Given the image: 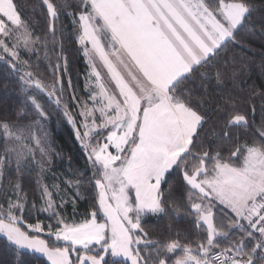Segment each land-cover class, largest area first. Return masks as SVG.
<instances>
[{
	"label": "snow or ice",
	"instance_id": "obj_1",
	"mask_svg": "<svg viewBox=\"0 0 264 264\" xmlns=\"http://www.w3.org/2000/svg\"><path fill=\"white\" fill-rule=\"evenodd\" d=\"M42 4L47 17L43 37L23 18L20 5L0 0V61L10 74H19L20 91L35 115L26 123L23 109L14 121L0 118V234L6 238L0 241V254L11 255L10 264H31L29 250L50 264H110L108 255L118 258L111 264H168L169 255L180 250L173 264H264V89L244 90L236 70L243 58L233 51L244 47L237 38L241 30L264 35V15L257 24L253 14L258 9L251 0H77L76 11L63 14L72 17L96 88L89 97L92 106L82 105L84 120L77 127L68 105H62L60 60L66 74L67 58L57 39L56 22L68 5L63 0ZM37 45L44 48L45 59L49 45L55 52L57 63L48 65L51 83L43 82L38 66L32 71L33 65L21 57V51L38 54ZM97 57L106 70L103 76ZM212 82H231L232 89L213 101L219 131L213 128L209 136L204 129L208 101L195 95L193 86L206 97ZM45 95L75 128L94 170L89 182L99 191L89 218L68 223L59 211L67 201L61 197L57 204L58 192L52 189L58 186L50 189L41 176L39 211L55 224L37 221L26 230L20 225L32 209L20 174L33 168L46 173L60 155L45 127L50 119L41 103ZM257 98L259 140L252 131ZM105 132L103 143H93ZM242 136H251L252 143ZM13 163L16 183L4 175L5 166ZM173 172L179 184L168 181ZM64 183L83 186L81 179ZM178 190H183L180 196ZM70 202L75 211V197ZM169 213L190 217L189 227L175 238L147 239L144 217ZM61 241L63 246H53Z\"/></svg>",
	"mask_w": 264,
	"mask_h": 264
},
{
	"label": "trees",
	"instance_id": "obj_2",
	"mask_svg": "<svg viewBox=\"0 0 264 264\" xmlns=\"http://www.w3.org/2000/svg\"><path fill=\"white\" fill-rule=\"evenodd\" d=\"M21 8V14L24 19L31 22V26L34 33L43 37L47 29V17H46V6L42 4V0H14ZM54 3H60L61 0H53ZM64 3L68 5L67 8L62 10V14L59 20L56 22L58 31L57 39L62 41L63 44V56L67 58V72L71 80H77L80 85L81 79L78 74H83L85 72L86 63L83 58L81 48L77 42V33L73 27L72 17L64 15V12H74L76 11L77 0H63ZM251 2L258 9L257 12L253 14V19L259 24V17L264 15V0H251ZM62 26V27H61ZM241 40L244 47H236L233 49L239 54V57L243 58L242 64L238 60L237 71L239 72L238 80L242 84L245 91L249 90L251 87H255L257 91L264 89V35L256 32L255 35H245L243 30L237 37ZM38 54H33L30 57V61L33 64L37 61L38 65L42 66L46 70L49 64L57 63L55 52L52 50L51 45H49L48 59H45V50L40 45ZM57 50H59V44L57 45ZM61 64V75L64 84V90L67 92V72L63 73L64 61L60 60ZM17 74H10L7 71V67L3 61H0V118L8 117L10 120H15L17 113L22 108L23 98H25L20 91V82L18 81ZM7 84L8 87L5 88L4 85ZM76 86V83L74 84ZM196 88L195 95L201 96L208 102L205 104V111L208 112V122L204 125V129L208 130L209 136L211 135V130L214 128L219 131L217 125L218 113L216 111V104L213 101L219 102L221 96H223L227 91L232 89L231 82H226L224 85H216L215 82L209 85L207 89V96H203L204 90L199 88L198 85H194ZM67 98V95L63 94ZM65 101V99H64ZM260 99H254L253 104L256 106L255 115V127L252 131L255 133V139L259 140V134L256 132V128L261 124V113H260ZM46 111L49 113L50 119L47 121V125L50 127V133L52 135L53 141L56 143L60 153L63 154L65 159H69V164L76 165L77 168L81 169L85 166L84 153L78 146H76V140L74 138L73 130L68 126L67 118L60 112H52L53 109L47 106ZM249 115L250 111H249ZM223 117L219 118V122H223ZM242 141L247 143H252L251 136H242ZM211 143L215 144L216 141L212 140ZM227 155V152H225ZM14 166V167H12ZM78 170V169H77ZM83 170V169H81ZM67 172V171H65ZM33 172L24 171L20 174V183L23 193L27 194V198L33 200L35 198V182L33 179ZM4 175L6 178H10L12 183L17 181V173L15 170V165H6L4 168ZM168 181L170 183L179 184L177 174L175 172L169 176ZM7 183V180H5ZM87 183H83L82 190L90 193L89 188H86ZM162 188L167 190L168 184H163ZM183 190H178L176 196H180ZM91 202V200L89 201ZM89 206V204H87ZM87 205L85 207L87 208ZM92 207L85 209V212L91 210ZM30 215V214H29ZM33 219V216H30ZM79 221V220H78ZM191 218L185 216L181 213L180 216L175 217L172 213L165 216L161 214L160 216L154 217V215H148L146 219L143 220V224L147 226L154 236H167L171 234V238H175V233L179 230L188 228L190 225ZM71 223V221H69ZM172 226V231H169V225ZM149 234V233H148ZM236 235H239L237 230ZM153 238V237H152ZM169 238V237H168ZM195 239V237H190ZM235 238V236L233 237ZM4 236L0 235V241L5 240ZM187 240L182 239V243H187ZM222 247L227 246V242L222 243ZM27 257L30 259L31 264H49L46 258L42 255L27 252ZM13 261L11 255L0 254V264H10Z\"/></svg>",
	"mask_w": 264,
	"mask_h": 264
},
{
	"label": "rangeland",
	"instance_id": "obj_3",
	"mask_svg": "<svg viewBox=\"0 0 264 264\" xmlns=\"http://www.w3.org/2000/svg\"><path fill=\"white\" fill-rule=\"evenodd\" d=\"M30 24H31V26L33 25L31 22H30ZM79 46L81 48V52H82L83 58L85 59V63H86L85 72L83 74H78L79 78L81 79L80 85L78 84L77 80H71V83H72L71 88L68 87V81H69L70 77H69V73L67 72V92L64 90V94L67 95V98H64L65 96L63 95V101H62V105L63 104L68 105L69 112L71 113L73 118L77 121V125H76L77 127H80L81 123L84 120V117H82L80 115V112L82 111V105L85 102H87L89 107L92 106V102L89 100V97H90L91 93L96 90L95 84H94V79L89 78V73H90L91 69L88 66V64H89L88 58L84 54L83 47L80 44H79ZM21 57L23 59L28 60L29 63H31L33 65V68L31 69L32 71H37V66H38L39 70L37 71V76L43 82H45L46 84L52 82L54 77H53L52 70L50 68H47L46 70H44L42 68V66L38 65L37 61L33 64V62H32L33 60L30 61L31 55L29 56L24 51H21ZM63 83L64 82L62 79V84ZM75 83H76V86L74 85ZM63 87H64V84H63ZM57 95H59V93H57ZM73 95L75 96L74 100L72 99ZM64 99H65V101H64ZM41 103L44 104L45 110L47 109V106H49L50 108L53 109L52 112L62 113V111L57 110L56 105L54 103L48 101V98L46 95L41 99ZM22 109L26 112V115L23 119V122L26 123L28 121V119H35L34 112L31 109L30 105L25 102V98H23V105H22L21 110ZM62 115H63V113H62ZM96 115L98 116L99 113H97ZM67 123L69 124L68 126L73 130L74 138L76 140V146H78L80 148V150H82V152L84 153L85 166H84V168H81V169H83V170H81V169L77 168L76 165L69 164V159L68 158H67V160L65 159L63 154L60 153V150L58 149L56 143L53 141L52 135L50 133V127L47 125V121H46L45 127H46L48 134H49V139L52 141V146L56 149V151L60 155L53 158V163L51 165L50 171L43 173V174H40L38 168H33L31 170L33 172L32 175H33V179L35 182L34 183L35 184V198L33 200L27 198V206H28V208H30L32 210L29 213L30 215L26 214L24 216L23 223L20 225L22 228H25L26 230H27V224H35L37 221L42 222L44 225L55 224V220L50 219L48 213H43V212L39 211V209L42 206V200L40 199V193H39V190L37 187V180L40 179L41 176H42L41 182L43 184L49 185L50 189H51V186L53 184L58 186L57 189H52L54 191V193L58 192V194L54 195V199H55L57 204L60 203L61 197H63V199L65 201H67L65 206L62 209H59V211H60V214L66 218V222H68V223H70L69 221H71V223H74V222L79 223L83 219L89 218L90 211L92 210L94 204L96 203L95 198L98 196L99 190L94 187V181L92 183L89 182L93 176L94 170L90 167V165L87 161V153L84 151L81 143L76 138L75 128L68 121V119H67ZM97 123H99V120H97ZM81 130H83V129H81ZM105 135H106V132L102 133L100 137H96L93 140V143H96L97 140L100 143H103L104 142L103 136H105ZM2 149H3V140H2V138H0V152H2ZM108 150L115 153V149L111 146ZM37 158H39L38 151H37ZM13 165H15V164L13 163ZM8 166H10V165H8ZM12 167H14V166H12ZM65 171H67V172H65ZM76 179H81L83 183H87L86 188H89L90 193L85 192L84 189L82 190V187H80L79 189H76L75 187L69 188L64 183L65 180L75 181ZM77 192H78V195H77ZM71 197H75V199H76L75 211L73 210V208H74L73 204L70 202ZM90 200H91V202H89ZM0 202H2V201H0ZM33 203H35L34 209L32 208ZM87 204H89V206ZM85 205H87V208L85 207ZM89 207H92L91 210H88L85 212V209H88ZM30 216H33L32 220L30 219ZM146 217H148V215L145 216L144 219H146ZM154 217H156V216H154ZM100 218L102 219V217H100ZM143 220H142V226L145 228V231L149 233L147 239H149V240H165L168 237H172L171 234L164 236V237L163 236H160V237L154 236L152 232L150 233L151 230L149 228H147V226L145 224H143ZM45 232H47V228L45 229ZM0 235L3 236L2 234H0ZM42 238L49 239V240L53 239L51 237H48L46 234H42ZM53 246H63V242L61 241L59 243H54ZM141 247H143V245H141ZM36 254L42 255L39 253H36ZM72 255L74 258L75 254L73 253ZM180 255H182V252L180 250H177L175 253L170 254L168 257V264H173V261L176 259V257L180 256ZM42 256H44V255H42ZM44 257L48 261L47 257L46 256H44ZM106 259H108L110 264H111V262L113 260L118 259V258H113V257H111V255H108L106 257ZM48 262L50 264V261H48ZM128 264H130V262H128Z\"/></svg>",
	"mask_w": 264,
	"mask_h": 264
},
{
	"label": "crops",
	"instance_id": "obj_4",
	"mask_svg": "<svg viewBox=\"0 0 264 264\" xmlns=\"http://www.w3.org/2000/svg\"><path fill=\"white\" fill-rule=\"evenodd\" d=\"M89 47H90V45H89ZM96 64H97V67L99 68V70L101 71L102 76H103L104 73L106 72V70L103 68L102 62L99 61L98 57L96 58Z\"/></svg>",
	"mask_w": 264,
	"mask_h": 264
}]
</instances>
